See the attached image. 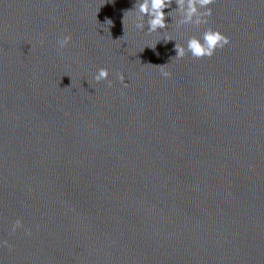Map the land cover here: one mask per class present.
Masks as SVG:
<instances>
[{
	"label": "water",
	"instance_id": "1",
	"mask_svg": "<svg viewBox=\"0 0 264 264\" xmlns=\"http://www.w3.org/2000/svg\"><path fill=\"white\" fill-rule=\"evenodd\" d=\"M134 3L0 0V264H264V0L167 42Z\"/></svg>",
	"mask_w": 264,
	"mask_h": 264
},
{
	"label": "clouds",
	"instance_id": "2",
	"mask_svg": "<svg viewBox=\"0 0 264 264\" xmlns=\"http://www.w3.org/2000/svg\"><path fill=\"white\" fill-rule=\"evenodd\" d=\"M215 2L216 0H135L132 9L124 12L122 19L123 30L125 21L128 18H132L137 30H146L149 34L159 33L161 34V39L165 42L174 40L172 36L167 34V29L170 24L166 22V17H170L171 23H173V13H175L176 19L174 22L177 27L192 25L199 28L201 25L208 24V18L212 15V8L210 6ZM173 4H175V8L172 7ZM164 9L171 10L165 13ZM103 25H106L107 31H109L111 21L106 20ZM70 40L71 37L67 35L58 39V49L65 48ZM156 43L148 47L154 48ZM229 43V38L223 32L217 28L208 26L199 35L189 36L184 44L175 43L176 54L174 58L179 60L184 58L186 54L194 59L210 58L219 49H223ZM160 68L163 77H169L171 75L168 71L164 70V66ZM108 76L109 72L107 68H99L93 76V79L96 82H100L107 80ZM117 78L121 82H124V76L122 74H118ZM21 227V221L17 219L13 222L11 231L15 232ZM6 243V241L0 240V246H4Z\"/></svg>",
	"mask_w": 264,
	"mask_h": 264
}]
</instances>
